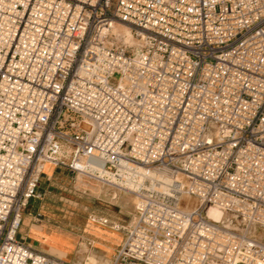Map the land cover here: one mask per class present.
I'll return each mask as SVG.
<instances>
[{
    "label": "built area",
    "instance_id": "built-area-1",
    "mask_svg": "<svg viewBox=\"0 0 264 264\" xmlns=\"http://www.w3.org/2000/svg\"><path fill=\"white\" fill-rule=\"evenodd\" d=\"M47 166L133 195L109 264H264V0H0V264H78L18 238Z\"/></svg>",
    "mask_w": 264,
    "mask_h": 264
},
{
    "label": "rangeland",
    "instance_id": "rangeland-1",
    "mask_svg": "<svg viewBox=\"0 0 264 264\" xmlns=\"http://www.w3.org/2000/svg\"><path fill=\"white\" fill-rule=\"evenodd\" d=\"M43 181L40 180L39 186L42 185L44 188ZM50 181L52 186L46 189L49 192L43 191L44 189L39 186L37 188L40 196L33 198V204L38 206L39 214L33 223L35 228L47 227L58 230L49 234L42 233L48 242L58 246L52 253L78 264H109L121 241L112 243L103 240L102 237L116 240L120 233L90 221L88 215L105 216L126 223L133 216V195L86 183L80 178H74L66 169L53 172ZM114 192L115 196L112 197ZM25 214L24 224L20 226L19 233L26 231L25 223L28 220ZM229 218L232 219L233 226L245 228L246 225L240 218ZM247 230L249 236L264 243V225L252 223L248 225ZM18 238L21 239L19 235ZM32 244L47 249L46 246Z\"/></svg>",
    "mask_w": 264,
    "mask_h": 264
},
{
    "label": "crops",
    "instance_id": "crops-1",
    "mask_svg": "<svg viewBox=\"0 0 264 264\" xmlns=\"http://www.w3.org/2000/svg\"><path fill=\"white\" fill-rule=\"evenodd\" d=\"M61 169H64V168H53L51 166H47L45 168L43 174L41 175V179L44 180L43 181L44 182V188H43L42 185H40V186L38 185V186L41 187L42 189H44L43 191L49 192L46 189L49 188L50 186H52V182L50 181L52 173L56 172L58 170H61ZM39 184H40V182H39ZM33 201H34L33 199L30 201L29 205L27 206V208L28 207L29 208L28 209L26 208V210H25L26 214L24 213L25 216H26L25 218H27V220H28V222L25 223L26 231H24L23 233L21 232L18 235H19V237L22 240L26 241L27 243L31 244L32 246H34L36 248H38V247L36 245L32 244V243H35V244H38V245H41V246H44V247L46 246L47 249H41V248H38V249L56 255L55 253H52V250H54V249L57 250L58 246L53 244L52 242H48L45 239L44 235H42V233L43 234H49L51 231H58V230L57 229L47 228V227L35 228V224L33 222H35L36 216L39 214L38 213L39 210H38V206L33 204ZM23 224H24V220H22V224L21 225H23ZM116 235H118V234H116ZM99 236H101V235H99ZM102 238H103V240H106V241H109V242H112V243L116 242V241H121V239H122L120 234L118 235L116 240H111L108 237H102ZM107 248L111 249L109 246H107ZM56 256H58V255H56ZM60 258H62V257H60Z\"/></svg>",
    "mask_w": 264,
    "mask_h": 264
},
{
    "label": "bare ground",
    "instance_id": "bare-ground-1",
    "mask_svg": "<svg viewBox=\"0 0 264 264\" xmlns=\"http://www.w3.org/2000/svg\"><path fill=\"white\" fill-rule=\"evenodd\" d=\"M144 173L146 172L142 171V174L139 176V179H142ZM187 201V208L192 209L195 206V202L191 198H188ZM208 214L217 219L220 215V212L216 208L210 207L208 209Z\"/></svg>",
    "mask_w": 264,
    "mask_h": 264
},
{
    "label": "water",
    "instance_id": "water-1",
    "mask_svg": "<svg viewBox=\"0 0 264 264\" xmlns=\"http://www.w3.org/2000/svg\"><path fill=\"white\" fill-rule=\"evenodd\" d=\"M211 216V215H210ZM220 216V215H219ZM212 217V216H211ZM214 218V217H213ZM216 219V218H215Z\"/></svg>",
    "mask_w": 264,
    "mask_h": 264
}]
</instances>
